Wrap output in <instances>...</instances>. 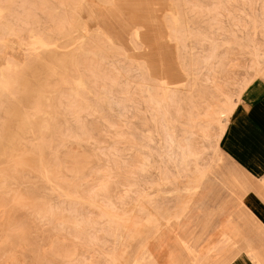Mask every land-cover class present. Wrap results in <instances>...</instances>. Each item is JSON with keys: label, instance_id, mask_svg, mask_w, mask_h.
I'll list each match as a JSON object with an SVG mask.
<instances>
[{"label": "rangeland", "instance_id": "obj_1", "mask_svg": "<svg viewBox=\"0 0 264 264\" xmlns=\"http://www.w3.org/2000/svg\"><path fill=\"white\" fill-rule=\"evenodd\" d=\"M106 2L0 0V78L19 68L17 91L38 114L7 146L0 124V264H165L170 233L190 216L198 255L188 261L198 264L243 225L215 216L204 239L210 228L196 214L205 192L215 206L225 179L244 175L229 157L210 169L223 149L211 116L233 85L264 72V0ZM129 158L146 163L135 188Z\"/></svg>", "mask_w": 264, "mask_h": 264}, {"label": "snow or ice", "instance_id": "obj_2", "mask_svg": "<svg viewBox=\"0 0 264 264\" xmlns=\"http://www.w3.org/2000/svg\"><path fill=\"white\" fill-rule=\"evenodd\" d=\"M102 8L116 10L120 7L117 0H107L106 3L100 5ZM45 47L47 45H44ZM177 68L174 65H170L168 68V74L170 77H174L177 74ZM22 71L18 68L17 74L7 79L0 78V124H2L5 131V144H8V137L15 130L16 125L21 119L26 123L35 125L38 120V114L32 105V95L25 93L21 96L17 89L19 87V81L22 79ZM260 83L261 88H264V72L259 73L256 77H248L244 80L238 81L229 91V97L224 98L223 104L216 106L211 116V130H212V143L215 145L217 141H220L223 147H226L229 152H232L237 159L240 156L237 150H240L252 156H258L259 163L264 166V136H262L258 143L250 145L245 137H247L251 131V112L246 106V99L249 94L252 93V89ZM163 84L164 82L161 81ZM99 110V106H97ZM106 123V121H105ZM43 131V129H41ZM227 141V143H225ZM7 158V157H6ZM227 159V155L225 154ZM128 168L129 181H135L133 185L135 188L141 182L142 173L146 171V163L138 161L133 158H129L126 161ZM110 184H101L98 191L108 195L110 194ZM129 194H125L120 197H113L115 201L112 204L114 211H120L123 207V202L128 199ZM254 196L256 199L264 205V180L259 184V187H243L235 189L231 194L233 203L240 204L242 201L247 203L246 197ZM261 221H264V216L260 217ZM77 227L80 225L77 224ZM90 242L91 241V238ZM95 243H99L95 241ZM259 251L261 254L260 264H264V236H262L259 242ZM190 252L189 244L179 241V245L174 248L172 254L168 257L165 264H190V261L184 259V257ZM233 256L236 259H232L231 256L225 262V264H240V257H244V264H255L254 252L249 248L247 251L240 250L239 255L234 251ZM101 264H104L101 261ZM108 264H123V261L109 259Z\"/></svg>", "mask_w": 264, "mask_h": 264}, {"label": "bare ground", "instance_id": "obj_3", "mask_svg": "<svg viewBox=\"0 0 264 264\" xmlns=\"http://www.w3.org/2000/svg\"><path fill=\"white\" fill-rule=\"evenodd\" d=\"M136 34L137 35L140 34L139 30H136ZM37 41L43 45H48V43L42 37H38ZM163 82L167 85L168 88H171V87L177 88L178 85H180V82L169 81L167 79H164ZM219 153L221 154V159L218 162H215L212 164V166L210 168L212 170H215L217 167H219L220 162H222V160L225 159L226 153L224 152V150L221 149ZM17 159H19L18 161L21 162V159L19 156L16 157L15 159H13V161L17 160ZM19 162H16V163H19ZM235 166L239 169V172L241 171L244 175H241L240 173L239 174L236 173L234 176H229L228 179H225L223 184H224V187L228 188L229 194L227 195L228 199L227 198L224 199L223 203H230V202L232 203L233 202L231 199V194L235 189L243 188V187H253L252 183H251L252 179L250 177H248V175H246L243 172V170H241L239 168L238 164H235ZM212 170H211V172H212ZM243 176H245V177H243ZM232 183L234 185H232ZM231 185L233 186V188L230 187ZM215 189H217V185L216 186L212 185L210 191L213 192V191H215ZM205 193H206L205 198L201 202V205H200L201 213L196 214V218H197V220L200 221V223L205 221L204 226L207 229L210 228V230L214 231V229L216 228V226L214 224V218L217 215H216V212L214 211V209H211L209 207L210 205H212V199L213 198L209 197L208 191ZM20 196H19V198H20ZM20 199H22V198H20ZM16 201H17V199H16ZM244 204L245 203H243V201H242L240 204H238L239 207H238L237 213L236 214H230V216H233V217H236V218L242 220L243 225H241L239 227L233 226L235 232H237L236 234H231V233H227V232L222 234L223 235L222 239H226L227 241L228 240L231 241V243L229 241L227 242L229 244L228 247L225 248L221 252H218V251H215L213 253L208 252V254L205 256V258L201 262L198 261V264H199V262L202 264H225V262L228 260V258L230 256L232 259L236 258V256L232 255V253L234 251L236 252L237 255H239L240 250L247 251L249 248H251V250L254 252L255 264H260L262 257H261L260 251H259V242H260L262 236H264V224ZM206 215L210 216V217L207 219H204L203 216H206ZM235 236H237V237H235ZM182 240H184V243L189 244L190 250H192L190 253L193 252V253H196L198 255V250H197L198 244L196 241L193 243L190 241V239H182ZM197 260H198V258H197Z\"/></svg>", "mask_w": 264, "mask_h": 264}, {"label": "crops", "instance_id": "obj_4", "mask_svg": "<svg viewBox=\"0 0 264 264\" xmlns=\"http://www.w3.org/2000/svg\"><path fill=\"white\" fill-rule=\"evenodd\" d=\"M246 106L251 112V118H250L251 131L249 135L245 137V139L250 145H254L258 143L259 139L262 136H264V88H261V85L259 82H257V84L252 89V93L247 96ZM225 143H227V141H225ZM222 148L227 154V156L230 159H232L235 164H238L239 168L243 170V172L252 179L251 181L252 186L258 188L260 182L264 180V166L260 165L258 156H252L250 158L248 154L240 150H237V153L240 156V159H237V157L234 156L232 152H229L226 147L222 146ZM226 198L228 199L227 194L221 200V202H219L217 205L209 206L211 209H214V211L216 212V215H217L216 218H217L218 223H220L221 221L226 223L228 221L229 214L230 213L236 214L238 211L239 205H237L236 207V204H234L233 202L223 203V200ZM246 200H247V203H245L244 205L248 207L255 214V216L260 220V217L264 216V205H262V203L259 202L254 196H248L246 197ZM212 206H214L215 208H212ZM192 211H193L192 213L195 212L194 209ZM190 219H191V223H188V228L185 229L184 231H180V224H181L180 222L179 232H178L179 236H175L176 234L174 235L173 233H170L169 239L170 241H172L171 246L173 248H176L179 245L180 237L182 239H189L191 236H193L192 230L194 231V228H196L197 226L196 223H194L193 221L194 217L192 219L190 216L188 217L187 220H184V221L190 222ZM261 222L264 224V221H261ZM208 234L209 235L211 234V230L207 231V233L204 234L206 236L204 239H207L209 237ZM167 242L168 241L166 240L165 243ZM160 243H162L161 240H160ZM204 244H205V241L201 243V245H204ZM161 251L162 249L159 248V253ZM184 258L188 260L189 255L187 254ZM240 264H244V257H240Z\"/></svg>", "mask_w": 264, "mask_h": 264}]
</instances>
